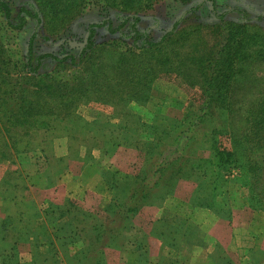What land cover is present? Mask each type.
Returning <instances> with one entry per match:
<instances>
[{
  "label": "rangeland",
  "instance_id": "rangeland-1",
  "mask_svg": "<svg viewBox=\"0 0 264 264\" xmlns=\"http://www.w3.org/2000/svg\"><path fill=\"white\" fill-rule=\"evenodd\" d=\"M5 1L14 7L30 9L38 16V20L26 18L22 28L12 30L5 25L0 15V48L6 56V61H3L8 63L6 70L13 78L14 73L18 74L28 43L34 55L50 53L57 57L65 54L77 56L86 42L91 24L97 25L109 20L114 26L121 16L136 15L139 20L138 29L157 39L174 21L179 18L182 20L169 38L162 42L161 50L154 58L151 59L148 53L141 56L155 65L166 58L165 63L161 62L164 65L159 66L163 71L155 77H146L148 80L141 78L137 86H134V78L130 82L128 75L119 71L120 84L113 86L112 93H147L146 101L102 102L93 95H87L88 98H82L73 106L72 114L47 116L50 120L46 130L7 126L4 132L0 131V264H89L97 259L88 256L85 251L79 255L75 252L72 256L67 253V246L63 252L66 256H62L55 251V245L57 248L61 246L58 241L40 243L35 240L36 236L41 237L45 233L55 235V240L57 235L70 239L72 236L68 233L76 229H72L75 226L68 220L74 215L68 216L65 213L68 210H63L62 214H59L60 210L54 214L53 211L49 214L44 212L45 222L42 221V215L39 210L36 211L33 201L34 198L39 199V196L28 184V173L42 171L49 176L57 169L76 168L79 163L78 149L82 147L83 150L80 148L79 151L86 156L89 153L88 147H95L93 155L96 161L99 164L104 161L112 164L109 170L115 178L109 186L110 202L112 191L120 194L124 190L126 177L130 176L131 181L135 174L144 169V157L139 148L117 146L111 150L108 145H104L108 131L113 129L114 135V125L126 123L135 126L141 139H149L151 136L147 132V125L151 122L165 124L160 117L165 120L175 119L185 128L186 123L197 114L200 105L204 104L200 65L214 51L219 38L217 33L226 22L234 26L240 24L242 27L237 45L239 59L224 72L226 78L220 86L219 92L226 93L224 98L201 106L210 115L205 116L202 122H194V133H188L191 136L188 145L184 147L186 138H182L171 154H167L171 147L166 145L165 151L163 149L160 155L151 158L150 165H157L167 155L165 162L169 164V173L178 168L183 170L182 175L166 176V180L163 179L167 183L164 186L166 203L176 212L184 213L188 199L210 207L218 196L219 204L216 207L212 205L213 212L218 215L220 225H227L225 229L228 236L234 235L227 246L229 256L223 264H264V169L258 181L261 186H258L247 166L252 161L264 165V16L254 18L264 12V0H129V8L125 10L121 9L122 4L115 5V1L109 2V6L104 0H79L76 3L70 1L69 11V5L61 3V0H52L56 8L46 13L44 10L41 12L34 0ZM189 8L193 10L186 11ZM242 10L245 16L240 14ZM223 12L226 13L218 18ZM127 33V24L113 33L104 24L94 28L93 40L97 50L91 54L89 61L102 65L100 74H114L116 63L121 65L122 71L128 66L134 69L131 59L118 61L119 53L125 48H131V39ZM0 65H4L2 61ZM81 68L70 65L68 70L59 71L54 61H46L45 69L70 83L81 73ZM4 75L0 72V78ZM0 86H3L1 81ZM259 109L263 114L255 115L253 121L252 114ZM122 112H127V115ZM136 117L146 125L145 128L140 129L134 125ZM93 126L100 127L106 138H98ZM253 141L257 147L251 155ZM91 143L96 145L91 146ZM213 150L224 153L232 151L234 155L229 160L224 156L218 158ZM61 153L66 154L58 156ZM178 156L180 160L174 161ZM210 161L215 165H210ZM28 187H31L33 194ZM162 187L152 190L149 199L152 202L138 209L150 205L155 207L159 200L153 197L163 192ZM117 199L120 200L119 197ZM125 207L119 209L122 215ZM74 209L76 213H87L83 216L90 218L89 224L99 222L95 234L110 237L114 245L122 242L121 253H125L126 242L130 244L127 249L134 245L136 213L130 212L123 221H119V217L115 221L111 220L116 216L114 211H110L108 203L100 211ZM54 219L56 222L53 223ZM40 222L42 224L38 225ZM59 225H64V230ZM115 226L122 227L117 231ZM115 235L121 237L122 241ZM125 254L131 255L130 252ZM83 255L80 261L79 256Z\"/></svg>",
  "mask_w": 264,
  "mask_h": 264
},
{
  "label": "trees",
  "instance_id": "trees-1",
  "mask_svg": "<svg viewBox=\"0 0 264 264\" xmlns=\"http://www.w3.org/2000/svg\"><path fill=\"white\" fill-rule=\"evenodd\" d=\"M34 1L36 4H38L42 13L43 10L44 13H46L48 10H53V8H56L52 0ZM70 1L76 3L79 0H61V3L70 6L67 11L71 9ZM104 1L109 6H111L109 2L115 1V5L122 4L121 9L125 10L129 8V0ZM210 2L213 1L210 0ZM191 10H193V8H189L186 11ZM239 12L242 16H245L246 14L244 11ZM224 13L226 12L220 13L218 18H220ZM0 15L4 20L5 25L12 30L22 28L26 22V18H34L38 20V16L34 11H31L30 9H27L23 6L14 7L5 0H0ZM254 18L259 17L257 16ZM244 19L246 20V17H244ZM181 20L182 19L179 18L174 21L169 29L159 35L157 39H153L150 37V35H146L144 32L138 29L137 22L139 20L136 15L121 16V18L118 19V23L114 26H112L109 20H104L102 23L97 24H104L110 33L115 32L124 24H127L128 33L126 35L129 34V38L131 39V48H125L123 52H120L118 61H121L122 59H131L132 63L134 64V69L131 68L132 66H128L126 67L125 71H122L120 68L121 65L118 66V63H116V66L113 65L110 66V68L115 66L114 68H117L116 71L118 72L115 71L114 74L111 73L110 75L106 76L104 72L100 74V72H102L101 64L99 66L98 64L89 61L91 54L97 50V46L93 40L94 28L97 27L96 24L89 25L86 42L80 49L77 56L65 54L63 56L57 57L50 53H40L34 55L31 51V45L28 43L26 55L24 56L23 62L20 64V69L17 71L18 74L14 73V78L10 76L6 70L8 63L3 61H6V56L3 53L2 48H0V61H2L4 64L0 65L2 67L0 72L5 74L4 77L0 78V81L3 84V86H0V131L4 132L7 126H18L26 129L44 128L46 130L48 129L47 125L50 120L47 119V116L54 114L60 115V113H63V116L72 114L71 109L73 106H75L76 103L82 98H88L87 95H93L95 96L96 100H100L102 102L115 100L121 103H126L131 100L135 102H144V100L146 101L147 93H112L114 88L113 86L120 84L119 82L121 77H119V71L128 75V81L130 82V79L134 78V86H137V84L141 83V78L148 80L146 77H155L158 72L163 71L159 68V66L164 65L161 62L165 63L166 58L159 60V63L156 62L155 65V63L144 59L141 56L144 53H148L151 59L154 58L156 53L161 50L160 48L162 42L169 38ZM234 27H238L239 29ZM241 27L242 26L240 24H235L234 26L233 23L226 22L217 33L219 38L216 41L214 51L209 57L202 60L200 70L203 75V83L201 87L203 92L201 93L204 103L203 105H209L211 102L213 103L215 101H221L220 99L224 98L226 94L220 93L219 90L220 86H222L221 84L224 83L226 78L224 72L230 67L232 63H235L236 59L238 58L237 53L239 48H237V45L240 40ZM46 61H54L55 67L56 69L58 67L59 71L64 69L68 70L70 65L75 66L76 68L82 67L81 73L76 75L74 80L69 83L66 79L61 77L58 78L55 74L52 75V73L50 74L45 69ZM42 63H44V65H42ZM99 70L101 71L99 72ZM102 85H104L103 88ZM108 90H110L111 93H105ZM203 105H200L197 114L193 115V119L186 123L185 128H182V124L179 121L177 122L175 119L165 120L163 117H160L161 121L166 122L163 125L160 123H149L147 125L149 128L147 132L149 136H151L149 139H141L139 137V132L135 129V126L132 127L126 123L123 125H114V129L116 131L114 132V135L113 129L108 131V138L104 145H108L111 150L117 146L139 148L142 150L141 153L144 157V169H141L132 177L130 182H127V185L120 194L112 191L111 201L108 203V206L111 209L110 211H114L116 218L112 217L111 220L116 221L120 219L119 221H123V219L128 217V213H135L141 205L152 202L149 200L152 194L151 191L156 190V188H161V186H163V192L157 194V196L153 198L158 200L162 199L165 196L164 186L167 185L166 181L163 179L166 180V176L177 177L179 174H183V170L179 168L175 172H168L167 165L169 164L165 162V157L167 155H164V157L161 158V161L155 166L153 163L150 165V160L152 157L160 155L163 149L165 151L166 145L171 147V150L167 154L174 152V147L180 142L182 138H186L184 147L189 144L191 137L190 134L194 133V122H202L204 118L210 115V113H208L206 110H203L201 107ZM122 114L127 115V112H122ZM262 114L263 111L261 109L253 113V121L255 120V115L261 116ZM134 125H138L140 129L145 128L146 126L145 124L139 122L137 117L134 119ZM93 127H95L93 128L95 132L94 134L98 138H106L105 133L102 132L100 127ZM213 139L214 138L211 139V142ZM104 140L102 142H104ZM166 142H168V144H165ZM250 142L252 141H249V143ZM95 145L96 144L91 143V146ZM256 147L257 144L253 141L250 151L251 155L254 154V149ZM90 149L91 147H88V151H90ZM193 154H195V152ZM213 154H215L218 158L219 156L220 158L221 156H224L225 159L229 160L230 157L232 158L234 155V152L226 151L224 153L213 150ZM180 158L181 157L178 156L174 161L180 160ZM61 160L62 159H58V161ZM209 164L212 166L215 165V163L212 161H210ZM247 166H249L248 169L250 171V175L254 178L253 181L257 182L258 186H261L258 181L259 176L264 169V165H258L252 161ZM210 189L213 190V187ZM118 197L120 200L117 199ZM124 199H126V201ZM124 205H126V207L123 211V216L122 213H119V209ZM59 214H62V212ZM118 217L119 219H117ZM96 225L100 226L99 222H91L89 224L90 233L93 234L94 238L101 236L100 233H94L95 230H97ZM60 227H62V230H64V225H59V228ZM121 227L122 226H119L117 228L115 226V230L118 231V229ZM115 236L118 239L117 235ZM109 241L112 242V239H109ZM82 258H84V255ZM82 258H80V261L83 260Z\"/></svg>",
  "mask_w": 264,
  "mask_h": 264
},
{
  "label": "crops",
  "instance_id": "crops-1",
  "mask_svg": "<svg viewBox=\"0 0 264 264\" xmlns=\"http://www.w3.org/2000/svg\"><path fill=\"white\" fill-rule=\"evenodd\" d=\"M80 148L83 150L82 147ZM94 148L90 149L89 155L86 156L78 149L79 163L76 168L61 171L57 169L49 176L42 171H36L35 174L28 173L26 177L30 180L28 184L39 196V199L34 198L33 201L36 211L39 210L42 215V221H44V212L49 214L53 211L54 214L56 210L60 212L68 210L65 213L68 216L74 215L68 220L71 221L72 226H75L72 229H76L68 233L72 236L70 239L67 236L57 235L55 240V235L45 233L41 237L36 236V241L40 243L58 241L61 246L57 248L55 245V251L62 256H66L63 254L65 246L67 253L71 255L75 252L79 255L80 252L85 251L88 256L97 258L89 264L95 262L97 264H223L227 260L229 256L227 246L234 235L228 236L225 229L227 225H220L218 215L213 212L212 205L216 207L219 204L218 196L210 207L188 199L186 205L184 204L186 211L182 209L184 211L182 214L172 209L169 203H166L165 197L160 199L155 207L150 205L137 209L134 214V245L127 249V245L130 244L126 242L124 249L125 253L130 252L131 255L121 253L122 242L114 245L109 241V237L101 235L94 238L93 234L88 235L90 218L83 216L87 213H76L74 208L84 212L100 211L106 203H109L111 191L109 186L115 178L114 173L109 170L112 167L110 162L104 161L99 164L96 161L93 155ZM65 154L61 153L58 156L63 157ZM126 178L127 182H130V176ZM64 201H67L65 206ZM118 239L122 241L121 237ZM248 252L250 253L251 250Z\"/></svg>",
  "mask_w": 264,
  "mask_h": 264
},
{
  "label": "flooded vegetation",
  "instance_id": "flooded-vegetation-1",
  "mask_svg": "<svg viewBox=\"0 0 264 264\" xmlns=\"http://www.w3.org/2000/svg\"><path fill=\"white\" fill-rule=\"evenodd\" d=\"M214 11V10H213ZM243 11V10H242ZM245 12V11H244ZM258 17H260V16H264V12H260V13H258V15H257ZM257 16H255V17H257Z\"/></svg>",
  "mask_w": 264,
  "mask_h": 264
}]
</instances>
